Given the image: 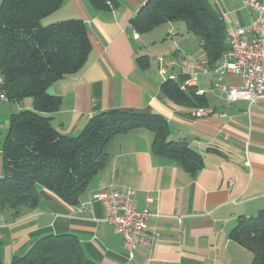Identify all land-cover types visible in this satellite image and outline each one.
Segmentation results:
<instances>
[{"label": "crops", "instance_id": "0c3cea01", "mask_svg": "<svg viewBox=\"0 0 264 264\" xmlns=\"http://www.w3.org/2000/svg\"><path fill=\"white\" fill-rule=\"evenodd\" d=\"M146 2L117 0L116 8L98 11L87 0H64L57 11L41 20L49 24L81 19L91 44L87 61L77 73L47 87L61 98L51 125L70 138L100 112L156 113L167 121V139L185 141L201 154L203 168L192 176L178 160L154 153L151 129L118 134L108 146L103 169L90 181L79 205H68L40 189L35 208H24L17 218L8 209L0 212L3 262L21 256L35 239L49 234L76 236L85 255L99 264H247L251 259L249 252L229 240V233L240 217H254L264 210V92L253 105L228 102L221 87L238 82L230 74L214 73L216 66L206 64L212 73L204 74L200 66L205 58L196 63L193 73L183 69L178 73L168 66L163 67L165 75L160 71L163 61L158 60L156 74L148 54L154 41L146 38L149 32L138 34L130 26ZM215 2L212 5L226 30L247 25L253 17L241 6L244 17L237 9L230 17L223 16L217 9L219 1ZM172 33V28L167 30V35ZM141 56L149 60L146 70L137 64ZM199 71L202 74L197 75ZM179 75H196L195 88L207 98L205 115L194 118L193 109L162 96L161 84ZM2 166L0 156V177ZM123 189L134 192L135 209L147 208L153 214L148 230L155 237L154 244L135 250L132 259L115 229L102 222L101 204L93 201L98 193Z\"/></svg>", "mask_w": 264, "mask_h": 264}, {"label": "trees", "instance_id": "16d2710c", "mask_svg": "<svg viewBox=\"0 0 264 264\" xmlns=\"http://www.w3.org/2000/svg\"><path fill=\"white\" fill-rule=\"evenodd\" d=\"M98 11L116 8L117 0H87ZM64 0H1L0 76L7 101L32 98V110L13 113L1 143L3 175L0 177V212L17 218L33 209L39 190L45 189L68 205L77 206L90 181L103 169L108 146L118 134L138 128L154 132L152 149L167 155L194 176L203 168L201 154L185 141L168 140L166 119L135 110L100 112L91 116L75 137L65 138L51 125L61 98L50 94V83L77 73L91 51L86 24L66 19L49 24L41 20L57 11ZM182 20L187 32L199 39L206 64L213 68L228 51L226 28L210 0H147L130 26L138 34L171 21ZM146 70V56L137 59ZM188 75L168 78L160 87L163 97L193 110L206 108L207 98L195 87L181 89ZM229 240L252 255L247 264H264V210L240 217ZM0 264H99L85 255L72 234H49L35 239L28 250Z\"/></svg>", "mask_w": 264, "mask_h": 264}, {"label": "built area", "instance_id": "2783aa9c", "mask_svg": "<svg viewBox=\"0 0 264 264\" xmlns=\"http://www.w3.org/2000/svg\"><path fill=\"white\" fill-rule=\"evenodd\" d=\"M241 7L253 13L247 25L237 26L226 30L228 51L222 56L214 68V73L232 75L238 85L221 87L228 102L239 101L253 105L264 92V0H237ZM206 63L200 66L204 74L211 75L205 68ZM161 74L167 71L161 68ZM196 77L190 78L181 85V89L196 87ZM197 94L203 91L197 90ZM7 92L4 89V80L0 76V104L6 102ZM204 108L191 112L194 118L205 115ZM1 148V144H0ZM131 189L112 190L98 193L93 201L102 206V222L112 226L122 238L124 249L130 259L138 248H151L155 237L148 230V222L153 214L147 209L137 210L133 206Z\"/></svg>", "mask_w": 264, "mask_h": 264}, {"label": "rangeland", "instance_id": "374dc122", "mask_svg": "<svg viewBox=\"0 0 264 264\" xmlns=\"http://www.w3.org/2000/svg\"><path fill=\"white\" fill-rule=\"evenodd\" d=\"M212 4L216 5L215 0H210ZM221 8H217L221 14L228 15L236 9L239 10L241 16H245L244 11H240V3L237 0H218ZM1 2V0H0ZM218 7V6H217ZM173 29L174 34L167 35V30ZM149 40L154 41L153 44L148 46V54L150 57L151 68L157 74V61L160 62V68L167 67L174 68L176 72L179 73L180 69L189 70L194 72L196 63L204 58V55L199 47L198 37L192 33L185 30V23L182 20L172 21L168 25H162L155 28L153 31L147 33ZM160 58V59H159ZM167 65V66H164ZM200 65V63H199ZM198 65V66H199ZM152 71V72H154ZM175 72V73H176ZM197 75L202 74L201 71L196 73ZM196 76V75H195ZM199 78H203L199 76ZM201 82V81H200ZM21 110H32V98H24L20 102L6 101L0 104V142L2 143L8 128L9 119L11 114L17 113ZM0 156L1 148H0ZM249 256V255H248ZM251 257V256H250ZM252 258V257H251ZM245 258H241L244 261ZM251 260V259H250ZM247 259V262L250 261Z\"/></svg>", "mask_w": 264, "mask_h": 264}]
</instances>
